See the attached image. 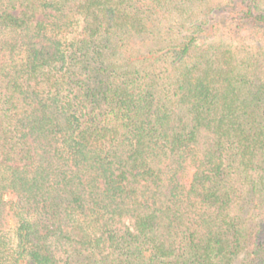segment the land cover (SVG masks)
<instances>
[{
  "label": "trees",
  "instance_id": "16d2710c",
  "mask_svg": "<svg viewBox=\"0 0 264 264\" xmlns=\"http://www.w3.org/2000/svg\"><path fill=\"white\" fill-rule=\"evenodd\" d=\"M0 264H264V0H0Z\"/></svg>",
  "mask_w": 264,
  "mask_h": 264
},
{
  "label": "rangeland",
  "instance_id": "374dc122",
  "mask_svg": "<svg viewBox=\"0 0 264 264\" xmlns=\"http://www.w3.org/2000/svg\"><path fill=\"white\" fill-rule=\"evenodd\" d=\"M11 200H12V195H10V194L7 195V196H6V201H11ZM9 224H10V226L13 225V221H12L11 219L9 220Z\"/></svg>",
  "mask_w": 264,
  "mask_h": 264
}]
</instances>
